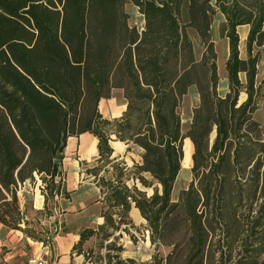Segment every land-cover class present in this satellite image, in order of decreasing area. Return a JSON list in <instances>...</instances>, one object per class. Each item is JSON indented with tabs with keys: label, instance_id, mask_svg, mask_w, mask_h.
Masks as SVG:
<instances>
[{
	"label": "trees",
	"instance_id": "1",
	"mask_svg": "<svg viewBox=\"0 0 264 264\" xmlns=\"http://www.w3.org/2000/svg\"><path fill=\"white\" fill-rule=\"evenodd\" d=\"M128 3L143 28L130 25ZM218 12L229 42L224 96L211 36ZM241 25L250 27L246 58ZM262 51L264 0H0V223L21 230L17 187L36 175L46 202L63 194L68 140L89 133L98 139L99 165L87 174L105 204L99 229L118 231L134 204L151 241L171 247L142 264H264V125L255 119ZM191 87L200 104L184 133L180 108ZM114 89L123 90L127 107L109 119L99 105ZM186 139L192 180L173 199ZM112 141L139 147L134 178L152 187L149 174L161 190L147 196L130 187ZM105 164L116 169L113 179L99 176ZM219 231L226 249L211 244ZM98 235L85 229L78 244ZM108 256L107 264H137Z\"/></svg>",
	"mask_w": 264,
	"mask_h": 264
},
{
	"label": "rangeland",
	"instance_id": "2",
	"mask_svg": "<svg viewBox=\"0 0 264 264\" xmlns=\"http://www.w3.org/2000/svg\"><path fill=\"white\" fill-rule=\"evenodd\" d=\"M125 10L129 14V23L131 26L143 28L144 18L140 14L137 7L128 3L125 5ZM225 21L221 13H216L213 16L211 24V36L215 43L216 51L219 56L218 60V74L221 84H224L225 77L227 76L225 64L226 56L228 54V44L224 38L220 36V28ZM241 58H246V41L242 40L239 44ZM264 76V51L261 54V60L258 65V81ZM220 94L225 93V89L221 85L219 90ZM197 95L190 92L183 100L180 113L183 120L182 128L186 133L190 127V117L193 108L197 105ZM244 99V95L241 96ZM124 102L122 93L120 91H113L110 98L103 99L100 102V112L106 118L113 119L119 117V114L124 111ZM255 119L264 125V96L259 101L258 110L255 113ZM91 134H82L78 137H72L68 140L67 148L65 150V157L63 159V185L65 191L62 195L56 196L45 201L43 190L46 188L38 175L34 180H29L21 183L17 187V195L20 203V208L25 222L20 224L21 232L25 238H28L32 248H38V253L51 251L54 239L61 236L65 231L66 216H75L85 213L90 218L88 226L98 232V236L91 237L84 244H76L70 251V256L73 259L78 258L79 264H107L109 256L114 259V256L119 254L122 259H133L137 264L149 262L153 259L154 255L165 257L171 252V247H166L158 243H153L150 238V231L148 223L141 215L135 214L133 207L131 208L127 219L122 223L118 231L111 229L100 230L97 224V218L92 217L94 214H99L105 209V204L102 201L100 188L96 185L94 177L87 174V169L98 166V152L86 154L83 149V138L89 137ZM211 134V142H212ZM127 146L123 145L118 151L117 156H121L119 160H124L129 168V177L126 183L132 187L137 185L138 188L146 192L147 196L154 193V188L161 186L149 174H144L145 178L152 185V187L143 186L136 180L135 166L141 164L142 157L138 147H132L129 151ZM185 151V150H184ZM183 151V153H184ZM186 153V152H185ZM186 156V154H185ZM186 158V157H185ZM192 167V166H191ZM191 167L183 169L175 184V192L173 199H177L179 192L187 188L192 180ZM116 169L112 164H105L99 171V176L105 177L107 180L113 179ZM68 194L69 196H67ZM41 195L43 198L42 205L36 209V198ZM244 207H242L243 209ZM115 219L119 221V216L115 215ZM112 233V236L106 235ZM224 233L217 232L211 244L214 247H224L226 249V241ZM79 243V242H78ZM239 242H235L234 246L237 247ZM109 245H114L115 248L110 249ZM121 247V251L116 248ZM264 259V255L259 257V261ZM115 261V260H113Z\"/></svg>",
	"mask_w": 264,
	"mask_h": 264
},
{
	"label": "crops",
	"instance_id": "3",
	"mask_svg": "<svg viewBox=\"0 0 264 264\" xmlns=\"http://www.w3.org/2000/svg\"><path fill=\"white\" fill-rule=\"evenodd\" d=\"M239 28H247L245 38H242L240 36L239 31H238ZM249 29H250L249 25H241V26L237 27V33L239 34L240 42L242 40L246 41L248 33H249ZM224 40L227 41L228 48H229L228 39L224 38ZM228 56H229V49H228V54H227L226 58H228ZM218 60H219V56H218ZM263 77L261 78V80L263 79ZM261 80H259V81H261ZM221 85L223 86V89H225L224 94H220V92H219V90L221 89ZM115 90L120 91L122 93V99L124 102V107H125L124 111H125L126 107H127V102H126V99L124 98L123 90L114 89L113 91H115ZM191 91L196 93V95H197V99H196L197 105L192 110L191 117H190V124L192 122L193 111L200 104V98H199V94H198L196 87H191L188 94ZM218 92L221 96H224L228 92L227 76L225 77L224 84H221V80L219 81ZM244 98H245V96H244ZM243 100H241V101H243ZM123 112L119 114V117L123 114ZM117 117H114V118H117ZM182 124H183V120H182ZM215 136H216V134L212 138V142H213ZM91 137H94V136L91 135ZM84 138H85V141H88L87 137H84ZM115 143H119V148L116 149L115 147H113V144H115ZM97 145H98V141L96 144V152H98ZM123 145H126L127 148L129 147V145H127L126 143L121 142V141H114V142L112 141L111 142V147L113 149V157L121 158L120 155L117 156L116 151H118ZM138 149L140 150V154L142 157L143 151L139 147H138ZM86 154L88 155V153H86ZM182 169H181V171H182ZM176 182H177V180H176ZM174 192H175V186H174L173 193ZM149 196H151V195H149ZM172 197H173V194H172ZM132 207L134 209L135 214L141 215L140 211L135 207L134 204L132 205ZM92 217L97 218V224H99V225L104 224V218L102 217L101 212H99V214H94ZM90 218L91 217L86 215L84 212L81 214L75 215V216L67 215L66 216V221H67L66 223L67 224L64 228L65 232L61 236H57L54 239V243H53L51 251H46V252H41V253H38L37 247L32 248V245H31L29 239L25 238L21 232H18L15 229L7 228L6 226H4L3 224L0 223V264H29V260L32 258L43 259L46 262V264H79V259L78 258L73 259L70 256V251L80 241V236H81L82 232L85 229H88V228L90 229V227L88 226V222L90 221Z\"/></svg>",
	"mask_w": 264,
	"mask_h": 264
},
{
	"label": "bare ground",
	"instance_id": "4",
	"mask_svg": "<svg viewBox=\"0 0 264 264\" xmlns=\"http://www.w3.org/2000/svg\"><path fill=\"white\" fill-rule=\"evenodd\" d=\"M246 29L247 28H239V34L242 38L246 37ZM215 132L212 133V137H214ZM88 141H85V138H83V149L86 151V153L91 154L93 152H96V144H97V138L96 137H87ZM113 147L116 149L119 148V143L113 144ZM184 149L186 152V158L183 161V169H188L192 166V153H193V145L190 139H186ZM182 169V170H183ZM43 198L41 195H39L36 198V209H39L42 205Z\"/></svg>",
	"mask_w": 264,
	"mask_h": 264
},
{
	"label": "built area",
	"instance_id": "5",
	"mask_svg": "<svg viewBox=\"0 0 264 264\" xmlns=\"http://www.w3.org/2000/svg\"><path fill=\"white\" fill-rule=\"evenodd\" d=\"M29 264H46L43 259L32 258L29 260Z\"/></svg>",
	"mask_w": 264,
	"mask_h": 264
},
{
	"label": "water",
	"instance_id": "6",
	"mask_svg": "<svg viewBox=\"0 0 264 264\" xmlns=\"http://www.w3.org/2000/svg\"><path fill=\"white\" fill-rule=\"evenodd\" d=\"M214 132H215V134H216V131H214ZM184 145H185V142H184ZM184 150H185V149L183 148V151H184ZM185 154H186V153H185V151H184V156H183V160H182V167H183V161H184V159H185V157H186Z\"/></svg>",
	"mask_w": 264,
	"mask_h": 264
}]
</instances>
